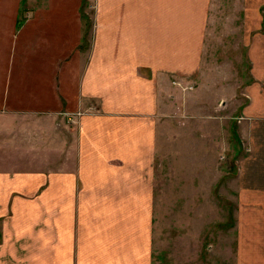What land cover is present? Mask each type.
<instances>
[{"label":"crops","instance_id":"crops-1","mask_svg":"<svg viewBox=\"0 0 264 264\" xmlns=\"http://www.w3.org/2000/svg\"><path fill=\"white\" fill-rule=\"evenodd\" d=\"M261 1L0 0V264H153L160 136L240 50L232 264H264Z\"/></svg>","mask_w":264,"mask_h":264},{"label":"rangeland","instance_id":"rangeland-1","mask_svg":"<svg viewBox=\"0 0 264 264\" xmlns=\"http://www.w3.org/2000/svg\"><path fill=\"white\" fill-rule=\"evenodd\" d=\"M242 55L240 50L232 74L222 65L217 73L206 66L202 82L215 83L222 95L187 96L185 100L195 107L187 105L180 117L173 115L170 135L160 136L154 161L153 264H232L231 210L226 202L235 160L244 153L240 132L236 134L239 110L246 103L243 86L248 83ZM231 84L239 88L235 95ZM215 100V108L208 112ZM202 150L216 153L208 167L215 168L214 173L206 176L201 175L204 162L198 152Z\"/></svg>","mask_w":264,"mask_h":264}]
</instances>
